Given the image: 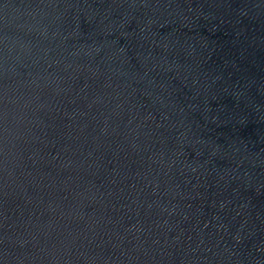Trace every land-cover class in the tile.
<instances>
[{
	"label": "water",
	"instance_id": "1",
	"mask_svg": "<svg viewBox=\"0 0 264 264\" xmlns=\"http://www.w3.org/2000/svg\"><path fill=\"white\" fill-rule=\"evenodd\" d=\"M0 264H264V0H0Z\"/></svg>",
	"mask_w": 264,
	"mask_h": 264
}]
</instances>
